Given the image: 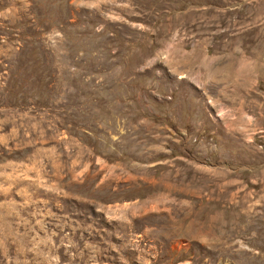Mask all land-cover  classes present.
<instances>
[{"label": "rangeland", "instance_id": "rangeland-1", "mask_svg": "<svg viewBox=\"0 0 264 264\" xmlns=\"http://www.w3.org/2000/svg\"><path fill=\"white\" fill-rule=\"evenodd\" d=\"M0 264H264V0H0Z\"/></svg>", "mask_w": 264, "mask_h": 264}]
</instances>
